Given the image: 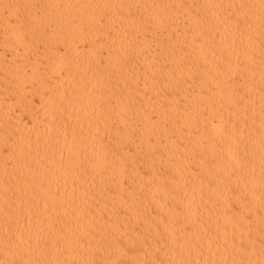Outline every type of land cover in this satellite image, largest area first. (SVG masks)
Returning a JSON list of instances; mask_svg holds the SVG:
<instances>
[{
  "label": "bare ground",
  "instance_id": "1",
  "mask_svg": "<svg viewBox=\"0 0 264 264\" xmlns=\"http://www.w3.org/2000/svg\"><path fill=\"white\" fill-rule=\"evenodd\" d=\"M264 261V0H0V264Z\"/></svg>",
  "mask_w": 264,
  "mask_h": 264
},
{
  "label": "snow or ice",
  "instance_id": "2",
  "mask_svg": "<svg viewBox=\"0 0 264 264\" xmlns=\"http://www.w3.org/2000/svg\"><path fill=\"white\" fill-rule=\"evenodd\" d=\"M112 264H128V262H126L124 260H116V261H113ZM150 264H155V262H150ZM161 264H162V262H161ZM249 264H251V262H249ZM261 264H264V261H262Z\"/></svg>",
  "mask_w": 264,
  "mask_h": 264
}]
</instances>
